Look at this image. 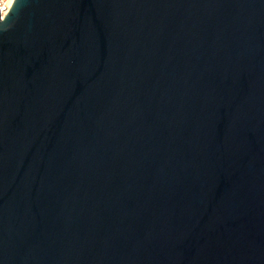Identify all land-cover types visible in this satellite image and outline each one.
Returning <instances> with one entry per match:
<instances>
[{"label": "water", "instance_id": "water-1", "mask_svg": "<svg viewBox=\"0 0 264 264\" xmlns=\"http://www.w3.org/2000/svg\"><path fill=\"white\" fill-rule=\"evenodd\" d=\"M0 264H264V0H14Z\"/></svg>", "mask_w": 264, "mask_h": 264}, {"label": "built area", "instance_id": "built-area-1", "mask_svg": "<svg viewBox=\"0 0 264 264\" xmlns=\"http://www.w3.org/2000/svg\"><path fill=\"white\" fill-rule=\"evenodd\" d=\"M14 0H0V17L10 11Z\"/></svg>", "mask_w": 264, "mask_h": 264}]
</instances>
